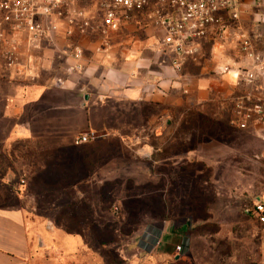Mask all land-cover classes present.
Returning a JSON list of instances; mask_svg holds the SVG:
<instances>
[{
  "label": "rangeland",
  "instance_id": "rangeland-1",
  "mask_svg": "<svg viewBox=\"0 0 264 264\" xmlns=\"http://www.w3.org/2000/svg\"><path fill=\"white\" fill-rule=\"evenodd\" d=\"M24 70L42 78L60 71ZM154 124L122 139L90 135L78 147L35 150L29 141L0 138V211H20L25 231L29 221L43 222L32 264H63L65 256L39 237L57 222L83 235L101 255L96 264H264V225L243 213L261 192L264 133L193 117ZM142 237L161 255L181 247L180 259H119L117 249ZM8 260L0 256L1 264Z\"/></svg>",
  "mask_w": 264,
  "mask_h": 264
},
{
  "label": "crops",
  "instance_id": "crops-1",
  "mask_svg": "<svg viewBox=\"0 0 264 264\" xmlns=\"http://www.w3.org/2000/svg\"><path fill=\"white\" fill-rule=\"evenodd\" d=\"M258 2L243 0L238 22L222 14L228 30L220 35L211 28L203 38L187 41L196 54L182 58L165 44L164 30L158 24L173 11L169 4L150 0L142 11L123 13L119 29L112 31L104 24L105 10L99 0H75L70 8L82 12L84 18L76 19L71 36L66 33L70 29L66 18L53 37L43 39L36 48H29L25 34H15L20 65L7 68L0 60V138L29 141L35 150L45 144L75 146L74 140L81 135L122 139L147 123L169 125L181 117L246 131L233 122L235 105L243 102L252 108L259 104L264 111V78L253 83L237 79V74L250 67V53L264 55V8ZM33 64L40 70L53 66L60 71L55 77L42 78L44 72L32 77L24 69ZM251 129L264 133V123L250 124L247 130ZM256 201L264 204V180L259 196L244 207ZM28 223L29 231H25L20 211H0V256L11 264H32L34 248L43 246L41 240L35 243L43 222ZM89 224L78 222L79 228ZM56 226L52 225L53 233L39 237L48 240L56 256H65L63 264H96L95 257L101 255L87 246L83 235L70 233L67 225L57 222ZM149 242L144 245L143 237L133 239L116 253L122 261L136 256L180 259L176 251L157 253L154 241Z\"/></svg>",
  "mask_w": 264,
  "mask_h": 264
},
{
  "label": "built area",
  "instance_id": "built-area-1",
  "mask_svg": "<svg viewBox=\"0 0 264 264\" xmlns=\"http://www.w3.org/2000/svg\"><path fill=\"white\" fill-rule=\"evenodd\" d=\"M105 10V26L117 31L121 25V16L132 11H142L150 0H99ZM75 0H0V60L7 68L19 66V53L15 34L23 33L29 48H36L43 39H51L59 28L63 18L70 29L67 35H72V27L77 18H84L82 12L73 11L70 6ZM158 4H169L173 11L160 18L158 24L165 33V44L171 45L182 58L195 57L196 49L187 41L203 38L211 28H216L223 35L229 24L222 14H229L232 22L240 19V9L243 0H155ZM258 6L264 8V0H259ZM63 8V9H62ZM63 10L65 13H63ZM84 23L83 26H87ZM249 50L250 46H244ZM250 51V50H249ZM80 54V52H77ZM250 67L237 74L238 80L253 83L257 78H264V55L250 53ZM180 65H177L179 68ZM235 125L241 130H247L250 124L264 123V111L261 105L248 108L239 102L234 108ZM90 135L78 136L75 146L88 143ZM244 214L264 225V204L260 201L244 207ZM182 248L177 247V255Z\"/></svg>",
  "mask_w": 264,
  "mask_h": 264
}]
</instances>
